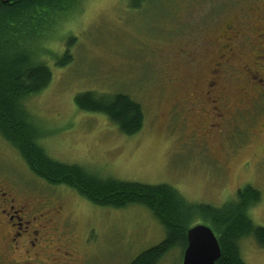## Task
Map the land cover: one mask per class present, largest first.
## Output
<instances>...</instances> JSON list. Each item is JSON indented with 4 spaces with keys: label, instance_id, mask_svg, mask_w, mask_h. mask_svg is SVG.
<instances>
[{
    "label": "rangeland",
    "instance_id": "1",
    "mask_svg": "<svg viewBox=\"0 0 264 264\" xmlns=\"http://www.w3.org/2000/svg\"><path fill=\"white\" fill-rule=\"evenodd\" d=\"M261 1L145 0L132 8L129 0H85L49 42L56 56L45 59L51 82L25 103L42 130L41 146L52 159L103 179L168 185L191 206L218 208L252 186L260 202L249 216L264 228V118L255 123L251 115L240 116L232 133L211 137V159L190 137L195 121L184 119L179 106L192 72L180 64L183 51L198 52L200 36ZM66 49L73 60L56 66ZM87 91L129 96L143 110L141 131L126 137L105 116L79 111L74 98ZM0 188L40 207L34 213L41 224L57 217L58 231H49L56 256H44L42 264H129L165 239L145 208L97 207L71 189L50 186L1 137ZM240 252L246 264H264V248L251 237L241 241ZM159 264H182V251L173 249Z\"/></svg>",
    "mask_w": 264,
    "mask_h": 264
},
{
    "label": "trees",
    "instance_id": "2",
    "mask_svg": "<svg viewBox=\"0 0 264 264\" xmlns=\"http://www.w3.org/2000/svg\"><path fill=\"white\" fill-rule=\"evenodd\" d=\"M85 0H0V137L17 151L28 169L50 186L71 189L97 207L125 209L141 206L148 210L165 232V239L129 264H159L173 249L183 252L190 222L199 220L211 228L220 247L216 264H246L240 243L251 237L264 248V228L256 226L249 210L260 202L252 186L237 190L235 199L222 205L188 204L168 185L100 178L85 168L52 159L41 146L43 133L25 108L51 82L45 61L55 58L49 42L64 20L76 15ZM139 8L145 0H129ZM73 60L69 49L55 62L63 67ZM76 108L101 114L118 131L132 137L143 128L141 106L125 94L92 91L75 96Z\"/></svg>",
    "mask_w": 264,
    "mask_h": 264
},
{
    "label": "flooded vegetation",
    "instance_id": "3",
    "mask_svg": "<svg viewBox=\"0 0 264 264\" xmlns=\"http://www.w3.org/2000/svg\"><path fill=\"white\" fill-rule=\"evenodd\" d=\"M200 38L198 52L180 55V64L192 72L183 81L190 94L179 106L184 119L195 121L190 137L216 159L209 148L211 137L232 133L240 116L251 115L255 123L264 118V0ZM236 95L238 104L231 102ZM29 201L20 204L0 188V264H42L44 256H56L50 251L49 231H58L52 222L57 217L49 215L41 224L42 216L34 213L40 207Z\"/></svg>",
    "mask_w": 264,
    "mask_h": 264
},
{
    "label": "water",
    "instance_id": "4",
    "mask_svg": "<svg viewBox=\"0 0 264 264\" xmlns=\"http://www.w3.org/2000/svg\"><path fill=\"white\" fill-rule=\"evenodd\" d=\"M182 264H216L220 247L210 227L198 224L187 230Z\"/></svg>",
    "mask_w": 264,
    "mask_h": 264
}]
</instances>
